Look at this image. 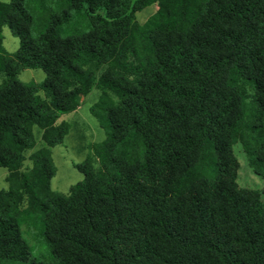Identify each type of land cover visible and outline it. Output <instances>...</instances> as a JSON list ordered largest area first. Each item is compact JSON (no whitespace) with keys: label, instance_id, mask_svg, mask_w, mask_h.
I'll list each match as a JSON object with an SVG mask.
<instances>
[{"label":"trees","instance_id":"trees-1","mask_svg":"<svg viewBox=\"0 0 264 264\" xmlns=\"http://www.w3.org/2000/svg\"><path fill=\"white\" fill-rule=\"evenodd\" d=\"M93 88L105 136L60 193L56 121ZM237 142L264 179V0H0V264H264V199L236 182Z\"/></svg>","mask_w":264,"mask_h":264},{"label":"rangeland","instance_id":"rangeland-1","mask_svg":"<svg viewBox=\"0 0 264 264\" xmlns=\"http://www.w3.org/2000/svg\"><path fill=\"white\" fill-rule=\"evenodd\" d=\"M155 9V5H150L136 13V20L142 23ZM3 48L9 52H14L19 44L17 37L13 36L9 29L4 26L1 29ZM21 81L41 82L44 79V72L40 68H25L17 75ZM99 91L93 88L81 101L80 105L74 111L61 114L56 123L65 121L69 124V130L64 135L62 142L55 144L50 148L51 158L55 166V174L50 180L52 190L60 193H67L70 186L80 181L83 174L76 168V164L84 160L90 146L93 143L101 141L105 133L99 126L96 118L89 112V107L98 97ZM34 135V146L27 152V155L43 145L42 131L37 127H32ZM232 151L238 162L236 172V182L239 186L261 192L264 199V179L253 172L248 162L246 153L242 150L239 142L233 143ZM27 159L25 165H30ZM7 171L0 167V189H7V182L4 180ZM25 230V227H21ZM26 240L32 258L37 260L48 261L46 243L43 239L38 238L35 232L22 233ZM14 264V263H11ZM23 264H27L23 263Z\"/></svg>","mask_w":264,"mask_h":264}]
</instances>
